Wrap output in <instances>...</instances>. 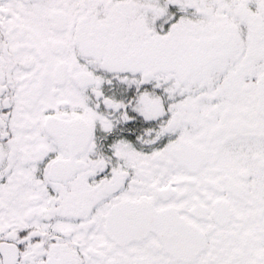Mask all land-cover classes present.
<instances>
[{
	"label": "snow or ice",
	"instance_id": "6c2138e0",
	"mask_svg": "<svg viewBox=\"0 0 264 264\" xmlns=\"http://www.w3.org/2000/svg\"><path fill=\"white\" fill-rule=\"evenodd\" d=\"M0 264H264V0H0Z\"/></svg>",
	"mask_w": 264,
	"mask_h": 264
}]
</instances>
